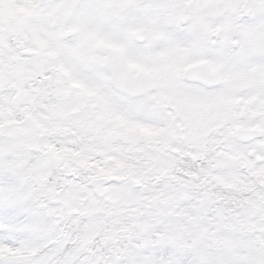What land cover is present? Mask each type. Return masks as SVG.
<instances>
[{"label": "snow or ice", "instance_id": "6c2138e0", "mask_svg": "<svg viewBox=\"0 0 264 264\" xmlns=\"http://www.w3.org/2000/svg\"><path fill=\"white\" fill-rule=\"evenodd\" d=\"M0 264H264V0H0Z\"/></svg>", "mask_w": 264, "mask_h": 264}]
</instances>
